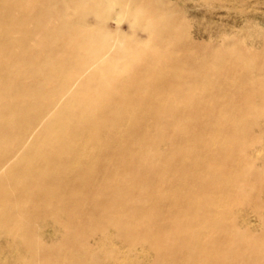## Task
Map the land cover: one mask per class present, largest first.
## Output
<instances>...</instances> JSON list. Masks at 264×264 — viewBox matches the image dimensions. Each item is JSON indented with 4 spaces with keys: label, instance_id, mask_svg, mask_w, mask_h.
<instances>
[{
    "label": "bare ground",
    "instance_id": "6f19581e",
    "mask_svg": "<svg viewBox=\"0 0 264 264\" xmlns=\"http://www.w3.org/2000/svg\"><path fill=\"white\" fill-rule=\"evenodd\" d=\"M180 1L0 0V240L18 262L122 264L113 238L160 264H257L234 213L264 190V64L203 52Z\"/></svg>",
    "mask_w": 264,
    "mask_h": 264
},
{
    "label": "rangeland",
    "instance_id": "374dc122",
    "mask_svg": "<svg viewBox=\"0 0 264 264\" xmlns=\"http://www.w3.org/2000/svg\"><path fill=\"white\" fill-rule=\"evenodd\" d=\"M178 6L189 26L191 37L200 43L203 52L208 53L215 46L221 48L232 46L233 49L247 51L253 62L264 64V0H181ZM134 23L136 25L137 21ZM108 26L115 30L117 21L110 19ZM121 27L122 30L131 32L127 20L121 23ZM137 35L140 39H146L142 33ZM253 83V81L249 82L250 85ZM261 121L264 122L263 117ZM160 148L168 150L170 145L164 143ZM249 149L255 165L261 167L264 164V136L263 144L256 142ZM251 184L242 190L243 195H241L245 200L236 206L234 215L241 231L251 233L253 236L249 234V239L256 241V246H260L263 253L256 258V262L264 264V215H259V207L264 206V190H259L254 182ZM224 186L231 189L230 184ZM167 190L173 191L169 188ZM138 203L142 202L138 201ZM165 206L179 209L180 204L174 200ZM50 220H47L46 224L38 225L34 230L38 237L45 240L47 247L52 246V241L49 240L51 227L47 224L51 222ZM100 232L111 237L117 234L115 229L106 226ZM231 237H234L233 234ZM53 238L70 242L76 239V234H60L58 238L55 236ZM144 242L148 244V241L144 240ZM35 245L38 247L37 242ZM113 246L121 249L118 255L121 257L122 264H160L159 261L156 262L157 255L154 250L148 248L144 251L141 249L135 251V247L124 245L113 238L103 242L102 254L110 251ZM55 251L58 252L59 249ZM19 256H22L21 251L7 250L6 242L0 240V264H24L17 261Z\"/></svg>",
    "mask_w": 264,
    "mask_h": 264
}]
</instances>
